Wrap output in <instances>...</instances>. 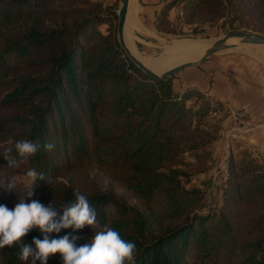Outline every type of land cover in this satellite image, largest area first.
Listing matches in <instances>:
<instances>
[{
	"label": "trees",
	"instance_id": "obj_1",
	"mask_svg": "<svg viewBox=\"0 0 264 264\" xmlns=\"http://www.w3.org/2000/svg\"><path fill=\"white\" fill-rule=\"evenodd\" d=\"M155 11L163 35L183 26L197 35L221 19L264 35V0H165ZM116 27L115 11L96 0H0V145L9 135L53 143L21 163L45 173L43 202L61 209L86 193L93 231L107 224L134 241L135 264H264L262 159L230 154L221 206L199 214L202 193L181 179L187 152L190 169H207L212 137L201 120L211 111L186 104L194 93L174 96L171 77L137 68ZM18 195L0 191V203L11 208ZM21 245L0 249V264H22Z\"/></svg>",
	"mask_w": 264,
	"mask_h": 264
},
{
	"label": "clouds",
	"instance_id": "obj_2",
	"mask_svg": "<svg viewBox=\"0 0 264 264\" xmlns=\"http://www.w3.org/2000/svg\"><path fill=\"white\" fill-rule=\"evenodd\" d=\"M54 144L31 139L9 138L0 145V160L11 176L0 177V191L19 193L9 208L0 203V249L21 242L19 260L22 264H48L58 254L60 264H135L137 245L125 239L107 224L93 231L97 225V211L84 192H74V199L58 209L51 201L45 204L33 197L36 181L46 183L45 173L28 167L18 179L15 170L40 150L51 151ZM87 228L86 239L82 231ZM39 235L25 238L31 231ZM83 240V242H81Z\"/></svg>",
	"mask_w": 264,
	"mask_h": 264
},
{
	"label": "rangeland",
	"instance_id": "obj_3",
	"mask_svg": "<svg viewBox=\"0 0 264 264\" xmlns=\"http://www.w3.org/2000/svg\"><path fill=\"white\" fill-rule=\"evenodd\" d=\"M96 1L101 2L104 7L112 8L115 13L119 8V0ZM136 2L138 4L139 22L146 31L144 34L136 33L138 39L136 41V47L146 57L158 55L161 52L158 45L168 43L172 40L179 41L191 38L195 40L214 41L228 32L244 31V29L238 30L235 26H230L228 20L221 19L213 26L209 24L201 26L199 30L200 34L197 35L191 32V28L185 26H183L184 35H163L155 29V17L157 13L154 9L159 2L164 3L165 0H136ZM168 15L172 23L178 24L179 16L181 15L179 8L171 10ZM101 32H105L103 26L101 27ZM256 50L257 48L254 46H247L221 52L196 66L186 67L170 76L172 85L174 83L180 84L182 80L190 78L191 71L196 70L202 75L204 65H209V63H215L219 60L241 59L240 61L244 65L248 64L253 66L254 75L250 85H257L261 93L255 98V101H253L255 104H252L250 112L247 114L244 110L229 107L225 103L215 100L212 96L203 95L190 88L183 89L179 85L177 89L175 86L176 88L173 91L174 96H180L188 91L194 93L186 101L188 106L196 109L205 106L211 111L201 120L203 129H206L212 137L211 143L205 148V151L210 154L206 162L207 169L201 173L190 169L195 161L190 156L191 154L187 152L184 154V162L190 166L188 168L189 175L181 179L186 188L197 189L202 193L204 206L201 210L197 211L199 214H207L210 211L217 212L221 206L227 160L230 154L238 157L241 151H246L254 158L262 159V152L264 150L262 136L264 133L261 131L260 125L264 123V63H262L261 58H258V51ZM256 79H260V83L255 82ZM196 94H199V96ZM182 168L187 169L184 165ZM25 170L26 168L21 164L15 170L16 177L18 179L22 178ZM0 173V177L11 176V173L6 168L1 169ZM44 188V182L36 181L33 187V198H38L43 201Z\"/></svg>",
	"mask_w": 264,
	"mask_h": 264
},
{
	"label": "crops",
	"instance_id": "obj_4",
	"mask_svg": "<svg viewBox=\"0 0 264 264\" xmlns=\"http://www.w3.org/2000/svg\"><path fill=\"white\" fill-rule=\"evenodd\" d=\"M240 60H219L204 65L202 75L196 70L191 71L189 79L182 80L180 84L174 83L172 89L173 91L176 87L178 89V85L183 89H194L248 114L252 104H255L253 101L261 93L257 85H250L254 75L253 66L244 65ZM255 82L260 83V79H256ZM244 112L242 113L245 115Z\"/></svg>",
	"mask_w": 264,
	"mask_h": 264
},
{
	"label": "bare ground",
	"instance_id": "obj_5",
	"mask_svg": "<svg viewBox=\"0 0 264 264\" xmlns=\"http://www.w3.org/2000/svg\"><path fill=\"white\" fill-rule=\"evenodd\" d=\"M136 33L144 34L146 31L141 26L138 19V4L136 0H129L123 30L124 45L132 56L139 60L145 67L158 74L180 63L195 61L200 57L204 49L213 42L191 38L179 41L172 40L168 43H161L158 45L161 49V52L158 55H150L146 57L141 54L136 47V41H138ZM254 47L257 48L256 51H258V58H261L263 61L261 62L264 63V46ZM260 128L264 133V123L260 125Z\"/></svg>",
	"mask_w": 264,
	"mask_h": 264
},
{
	"label": "water",
	"instance_id": "obj_6",
	"mask_svg": "<svg viewBox=\"0 0 264 264\" xmlns=\"http://www.w3.org/2000/svg\"><path fill=\"white\" fill-rule=\"evenodd\" d=\"M129 0H119V8L116 12L117 15V27H116V37L117 41L128 57V59L145 74L158 78L165 79L170 77L172 74L186 68L189 66H196L199 63L209 59L210 57L225 51L232 50L234 48L247 47V46H264V35L256 34L249 31H233L228 32L222 37L214 40L198 57L195 61L183 62L178 65H175L161 73H155L149 68L145 67L139 60L132 56L129 50L124 45L123 41V30L125 17L128 10ZM262 143L264 145V135L262 136ZM262 160L264 163V150L262 152Z\"/></svg>",
	"mask_w": 264,
	"mask_h": 264
}]
</instances>
